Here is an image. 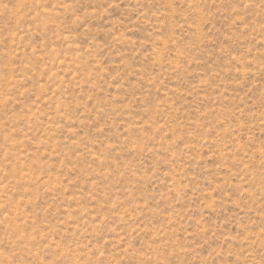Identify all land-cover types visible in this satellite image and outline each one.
<instances>
[{
  "label": "rangeland",
  "instance_id": "obj_1",
  "mask_svg": "<svg viewBox=\"0 0 264 264\" xmlns=\"http://www.w3.org/2000/svg\"><path fill=\"white\" fill-rule=\"evenodd\" d=\"M0 264H264V0H0Z\"/></svg>",
  "mask_w": 264,
  "mask_h": 264
}]
</instances>
